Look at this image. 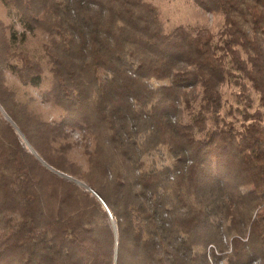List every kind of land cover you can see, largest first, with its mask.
Wrapping results in <instances>:
<instances>
[{"label":"trees","instance_id":"trees-1","mask_svg":"<svg viewBox=\"0 0 264 264\" xmlns=\"http://www.w3.org/2000/svg\"><path fill=\"white\" fill-rule=\"evenodd\" d=\"M194 1L216 37L166 30L148 0H2L42 33L61 114L6 83L44 74L0 18V264H264V0ZM232 79L258 101L239 125L218 122ZM70 127L92 137L85 168Z\"/></svg>","mask_w":264,"mask_h":264},{"label":"rangeland","instance_id":"rangeland-1","mask_svg":"<svg viewBox=\"0 0 264 264\" xmlns=\"http://www.w3.org/2000/svg\"><path fill=\"white\" fill-rule=\"evenodd\" d=\"M153 3L159 12V16L166 30H170L177 25H184L191 31H196L200 28L207 29L209 32L216 34L222 26V15L206 11L199 7L194 0H148ZM0 18L5 24H12L18 33V37L15 40V47L28 52L32 57H35L40 61L44 81L41 86L33 87L29 84L22 83L17 75L5 69L6 83L9 87L13 88L18 98H26L29 95L34 97V108L38 111L45 119L55 120L58 119L61 114V109L53 104L41 100V92L48 84L49 72L46 57L43 55L42 43L44 38L39 30H28L24 27L16 14L14 8L10 5L5 4L0 0ZM24 32V37L21 38L20 33ZM251 104L248 106L247 101L240 96L239 87L232 80L226 81L222 87V104L219 113L218 122L221 123L223 120L232 121L234 124L239 125L244 118V111L247 108L249 112L253 111L257 106V95L251 90ZM196 104V102H195ZM182 118L188 120V112L190 110L185 109L182 105ZM221 118V119H220ZM213 119L209 117L208 124L213 125ZM69 140L72 143V147L69 151V157L75 160L78 164H81L84 168L87 165V156L85 154V145L87 149L93 147L92 137L85 133L84 129L72 128L68 129ZM22 141H27L21 135ZM31 148V147H30ZM32 151V149H31ZM146 163L148 159H146ZM161 163H167V160L163 159ZM84 183V182H83Z\"/></svg>","mask_w":264,"mask_h":264},{"label":"water","instance_id":"water-1","mask_svg":"<svg viewBox=\"0 0 264 264\" xmlns=\"http://www.w3.org/2000/svg\"><path fill=\"white\" fill-rule=\"evenodd\" d=\"M23 138H24V136H22ZM24 140L26 141V139L24 138ZM29 145V144H28ZM30 147V146H29ZM30 149H32V148H30ZM33 151V150H32ZM57 171V170H56ZM57 172H59V173H61V174H63V175H65V176H67V177H70V178H73L75 181H77L78 183H80V184H82V185H85L82 181H80V180H77V179H75L74 177H72V176H70V175H68V174H64V173H62V172H60V171H57ZM86 186V185H85ZM87 188H89L88 186H86ZM91 192L92 193H94L95 195H96V197L103 203V205H104V208H106L108 211H109V209H108V207L106 206V204L104 203V201L102 200V198L93 190V189H91Z\"/></svg>","mask_w":264,"mask_h":264},{"label":"built area","instance_id":"built-area-1","mask_svg":"<svg viewBox=\"0 0 264 264\" xmlns=\"http://www.w3.org/2000/svg\"><path fill=\"white\" fill-rule=\"evenodd\" d=\"M175 172H179V169H176L175 170ZM173 176H174V174L172 173V174H170V178H173ZM212 246V244H210L209 245V247H211ZM253 264H256V261H254V263Z\"/></svg>","mask_w":264,"mask_h":264}]
</instances>
